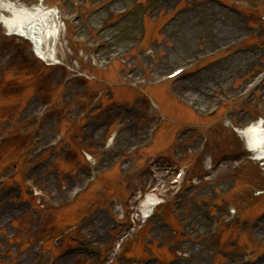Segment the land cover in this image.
Returning a JSON list of instances; mask_svg holds the SVG:
<instances>
[{"label": "rangeland", "instance_id": "1", "mask_svg": "<svg viewBox=\"0 0 264 264\" xmlns=\"http://www.w3.org/2000/svg\"><path fill=\"white\" fill-rule=\"evenodd\" d=\"M4 1L27 8L62 3L64 23H59L58 34L55 39L48 40L46 48L54 49V59L47 61V71L34 78L20 67L24 53L20 50V41L14 39L7 45L1 44L7 30L2 22ZM77 1L81 5L73 8H82L79 15L83 18L73 23L67 20L72 12L70 0H0V68L12 66L6 76L9 82L0 89V98L12 100L0 112V131L5 122L13 120L17 123L37 102H42L44 88L55 93L54 109L36 124L22 125V129L0 143V180L15 173L23 174L25 164L41 159L32 150L37 145H44L54 134L48 123H54L59 112L64 121L62 130L69 135L66 144L62 145L63 150L54 159L45 160L42 172L30 177V181L26 177L22 180L18 177L16 181L10 178L3 184L0 181V264H28L25 255L27 252L32 254V247L40 238L36 231L40 204L63 194L85 175L84 161L88 155L84 157L82 152L93 155L95 167L99 168L114 156V150L141 141L148 120L145 106L137 100L136 94L128 92L131 100H120V97L126 98L122 91L125 89L115 86L113 97L119 100H115L117 104H123L118 108L114 107L116 103L110 93L100 97L109 100L105 103L96 97L103 88L116 82L118 70L115 71L114 64L106 65L109 57L115 55L120 72L128 78L155 79L186 59L206 54L242 36L252 27L255 14L264 13V0H139L131 13L118 18L117 13L130 0ZM219 2L232 5L229 6L232 11H238L234 8L242 10L245 17L236 16ZM138 24L147 28L145 34ZM78 38H84L85 44L77 43ZM100 38L110 42L102 49L92 48V42ZM133 42L141 48L125 55V46ZM248 50L247 56L251 58L243 66L226 69L228 59ZM90 57L97 58L100 69L108 66L106 69L110 67L114 71L95 70L89 65ZM206 67V71L213 68L217 71L208 88L217 87L218 94L224 98L219 118L199 122L200 126L194 132L185 129L187 124H197L194 118L175 109L173 104L163 103L166 118L161 141L154 149L142 154L141 166L136 172L123 179L120 185H117V176L102 179L71 213L66 210L57 219L55 212L52 213V222L44 232L50 231L47 245L54 249V255H60L50 264H101L98 256L104 258L102 264H124L123 259L114 260L115 243L131 228V219L129 207L120 209L119 200L131 193L139 204L152 193L151 189H157L155 193L161 203L147 219H143L137 210L139 234L138 238L124 243L130 257L126 264H232L236 260L241 262L240 256L246 252L251 255V263L264 264V160H253L246 167L240 163L242 158L248 156L251 159L254 155L239 132L259 122L264 126V77L245 96L241 94L255 73L264 69V34ZM192 75H186L185 82L189 83ZM36 79L46 80L41 89L34 84ZM234 80L236 82L232 84ZM182 83L175 86L179 89ZM204 84L180 91L184 98L193 99L201 111L209 103ZM201 91L206 98L204 103H199L196 97ZM8 100L6 102H10ZM92 101L99 109H93ZM107 122L111 125L108 131L105 128ZM82 123L86 127L79 130ZM68 144L76 148V158L66 155ZM44 158L45 155L42 160ZM150 158L156 162L146 167ZM178 165H185L187 175L180 194L172 196V177L164 176V171ZM18 182L22 188L21 197L15 186V183L19 186ZM222 192H226L224 201ZM227 201L233 202L241 215L230 226L222 224L228 217ZM121 214L124 225L120 227L121 222L116 218L122 217ZM110 215L115 217V229H112L115 223L112 225ZM74 221H77L74 227V223L66 226ZM211 221L220 222L218 234L209 232ZM105 230H109L111 236H106L105 243H99ZM99 247L102 251L97 250ZM67 249L71 251L66 254ZM86 249L97 253L88 254ZM74 251L78 252L73 255Z\"/></svg>", "mask_w": 264, "mask_h": 264}, {"label": "bare ground", "instance_id": "2", "mask_svg": "<svg viewBox=\"0 0 264 264\" xmlns=\"http://www.w3.org/2000/svg\"><path fill=\"white\" fill-rule=\"evenodd\" d=\"M3 9L9 12L8 15H11L10 17L2 14V21L4 25L10 29V31H14L18 34H25L28 33L31 34V37L33 40L37 42H44L46 39H54L57 35L59 25L54 21V15L51 14V16L46 13L45 7L38 5L33 8H24L23 6H14L11 5L9 2H3L2 4ZM5 12V11H3ZM224 13V12H223ZM214 23V22H213ZM48 41V40H47ZM35 43V44H36ZM40 43V49L41 54H45L47 57L49 55L50 58H54V49L44 52L43 44ZM46 44V43H45ZM40 51V50H38ZM52 51V52H51ZM250 51V50H249ZM249 51H246L244 53H241L239 55L234 56L230 60L226 62L227 67H236L239 65H244V62L250 59L251 57L247 56L249 54ZM48 54V55H47ZM215 72V71H214ZM214 72L208 71V73L203 74L201 77H198L194 79V82L200 81L202 79H206L207 77H212L214 75ZM185 83L183 84V88L185 87ZM199 102H204L205 98L200 94L198 95ZM42 115L40 119L43 117ZM39 119V120H40ZM241 134L247 139V141L250 143V148L253 150H256L257 157H260L261 159H264V127L261 126V124L252 125L248 128H245L241 131ZM156 145V142L154 143ZM113 172V171H112ZM109 177V176H107ZM105 177V178H107ZM92 188V187H91ZM90 189H88L85 193L89 192ZM85 193L80 195L77 199V201L74 203L76 204L81 196H83ZM159 201L158 197L155 196V194H150L146 200L143 202V204L140 206L141 209L145 212V216L148 217L150 212V208L155 206ZM73 204V205H74ZM97 240L99 239L96 238ZM103 237L99 239L101 241Z\"/></svg>", "mask_w": 264, "mask_h": 264}]
</instances>
